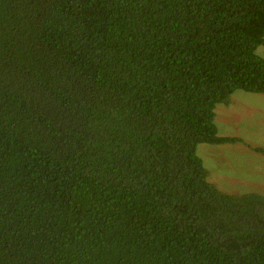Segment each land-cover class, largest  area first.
Segmentation results:
<instances>
[{
    "label": "trees",
    "instance_id": "trees-1",
    "mask_svg": "<svg viewBox=\"0 0 264 264\" xmlns=\"http://www.w3.org/2000/svg\"><path fill=\"white\" fill-rule=\"evenodd\" d=\"M263 43L264 0H0V264H264L197 153Z\"/></svg>",
    "mask_w": 264,
    "mask_h": 264
},
{
    "label": "rangeland",
    "instance_id": "rangeland-1",
    "mask_svg": "<svg viewBox=\"0 0 264 264\" xmlns=\"http://www.w3.org/2000/svg\"><path fill=\"white\" fill-rule=\"evenodd\" d=\"M256 52L264 58V43ZM215 123L220 136L237 137L241 142L197 146L208 170V180L224 193L264 194V93L236 90L228 104H218Z\"/></svg>",
    "mask_w": 264,
    "mask_h": 264
}]
</instances>
